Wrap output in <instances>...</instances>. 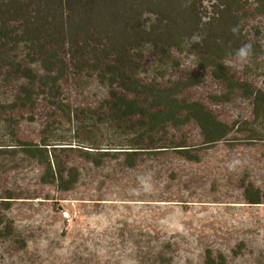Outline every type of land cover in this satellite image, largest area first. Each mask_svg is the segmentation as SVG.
<instances>
[{"label":"rangeland","instance_id":"1","mask_svg":"<svg viewBox=\"0 0 264 264\" xmlns=\"http://www.w3.org/2000/svg\"><path fill=\"white\" fill-rule=\"evenodd\" d=\"M248 8L245 44L261 53L242 66L235 55L222 64L236 81L264 91V13ZM170 54L178 67L171 69L170 59L162 66L165 77L159 78L154 69L160 65L148 52L141 67L151 72L139 71L140 80L165 85L188 80L200 70V56L192 51L172 49ZM212 71L207 66L203 80L180 97L201 102L236 128L253 121V97L236 89L219 100L227 89ZM26 82L19 76L0 78V213L25 243L0 238V264H264V128L245 126V132L236 130L203 145L193 120L168 126L152 144L128 156V161L134 159L130 167L125 153L114 152L121 151L118 144L132 146L139 139L134 119L117 121L106 114L110 88L95 74L69 71L59 82L55 101L84 110L74 124L40 88L30 90L32 104L20 105L18 94ZM11 128L20 141L39 144L45 137L53 144L48 151L78 170L74 187L63 191L41 182L43 165L12 145ZM181 149L197 154L198 160L185 158ZM84 150L94 151V159L100 158L98 151L111 153L97 165ZM234 159L241 164L230 170ZM145 173L152 174L151 192L138 183ZM249 187V193L262 197L260 204L246 200Z\"/></svg>","mask_w":264,"mask_h":264},{"label":"trees","instance_id":"2","mask_svg":"<svg viewBox=\"0 0 264 264\" xmlns=\"http://www.w3.org/2000/svg\"><path fill=\"white\" fill-rule=\"evenodd\" d=\"M248 7L262 14L264 0H0V78L19 76L27 81L18 94V103L23 106L33 103L30 90L40 88L74 124L84 110L55 101L61 94L59 82L69 71L95 74L100 83L110 88L106 114L117 121L134 119L139 139L132 146L118 144L116 149L121 151L114 152L125 153L130 167L134 166V159L128 161V156H136L143 150L141 146L152 144L155 134L166 131L168 126H184L193 120L201 130L202 144L212 145L236 130L245 132V126L264 128V91L236 81L222 64L225 57L234 55L246 43L243 30L249 18ZM234 25L240 26L238 36L230 31ZM194 33L202 40L186 42ZM255 48L253 45L251 57L261 53ZM172 49L179 53L190 50L200 56V70L195 76L168 80L165 85L153 79L140 80L139 71L151 72L141 67L148 52L160 65L154 69L159 78L165 77L162 66L167 67L170 59V68H177V61L170 54ZM207 66L226 85L227 91L219 100L230 98L236 89L253 97V121L236 128V123L229 125L218 120L201 102L180 97L186 88L203 80ZM250 131L257 133L256 129ZM9 134L16 142L12 145L43 165L41 182L55 184L63 191L74 187L78 170L66 167L55 153L48 151L53 144L45 137L38 144L20 141L13 128ZM180 151L189 160L199 158L188 149ZM93 152L83 151L97 165L111 153L98 151L100 158L94 159L90 157ZM249 190L250 187L245 191L246 200L260 204L262 197ZM9 237L25 244L13 222L0 213V238Z\"/></svg>","mask_w":264,"mask_h":264},{"label":"clouds","instance_id":"3","mask_svg":"<svg viewBox=\"0 0 264 264\" xmlns=\"http://www.w3.org/2000/svg\"><path fill=\"white\" fill-rule=\"evenodd\" d=\"M230 31L232 32L234 36H238L240 32V26L234 25L230 28ZM202 38L203 37L200 36L199 34L194 33L190 38H187L186 42L190 40L191 43L193 44L199 43L202 40ZM234 55H235V60L242 66L245 63H247L250 57L253 55L252 46L250 44H244L235 50ZM240 164H241V161L239 159H234L229 162L228 168L230 170H234ZM138 183L144 192H151L154 188L153 178H152L151 173L141 174L138 177Z\"/></svg>","mask_w":264,"mask_h":264}]
</instances>
